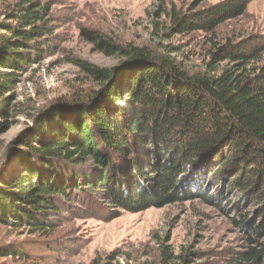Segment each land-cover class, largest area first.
Instances as JSON below:
<instances>
[{"label":"trees","instance_id":"1","mask_svg":"<svg viewBox=\"0 0 264 264\" xmlns=\"http://www.w3.org/2000/svg\"><path fill=\"white\" fill-rule=\"evenodd\" d=\"M248 4L225 0L193 14L173 8L154 34H214ZM52 9L45 0H16L0 23V136L20 115L31 121L14 140L0 142V225L49 236L73 209L145 211L176 202L180 193L202 197L213 182L223 188L220 195L227 188L250 200L258 215V221L239 216L247 243L226 264H264V40L216 43L210 60L193 71L173 57L179 46L162 53L95 34L101 51L123 59L113 68L73 60L100 89L23 112L17 87L33 64L55 51ZM149 173L155 176L146 178ZM188 185L196 189L187 192ZM25 255L20 245L0 246V257ZM191 255L171 257L165 246L149 264H189Z\"/></svg>","mask_w":264,"mask_h":264},{"label":"rangeland","instance_id":"2","mask_svg":"<svg viewBox=\"0 0 264 264\" xmlns=\"http://www.w3.org/2000/svg\"><path fill=\"white\" fill-rule=\"evenodd\" d=\"M15 1L0 2V23L6 21L5 13ZM45 1L53 8L51 16L57 26L52 41L55 51L33 64L17 87L23 112L41 109L57 98L72 99L75 93L89 95L100 89L73 60L77 57L101 68H113L123 59L101 51L94 41L95 34L115 45L148 46L162 53L167 46H179L182 51L173 57L193 71L210 60L209 51L216 43L239 42L252 36L264 40V0H249L244 15L221 25L214 34L200 31L174 37L154 34V26H164L173 8L182 14H193L225 0ZM260 65H264V54ZM124 105L125 101L121 103ZM29 126L31 121L20 115L14 127L0 136L1 144H8ZM152 176L155 175L149 173L146 178ZM190 186L187 192L189 188L196 189ZM222 189L210 182L202 188V197L195 196L199 191L180 193V199L166 206L154 203L145 211L121 210L118 215L73 209L49 236L0 225V246L20 245L26 254L25 259L0 257V264H149L160 259L165 246L174 258L193 251L189 264L211 260L226 264L228 255L242 250L247 243L249 231L236 223L239 216L244 214L258 221V215L250 200L229 193L227 188L225 195L218 194ZM144 192L151 196L146 187ZM45 240L54 242L48 244Z\"/></svg>","mask_w":264,"mask_h":264}]
</instances>
